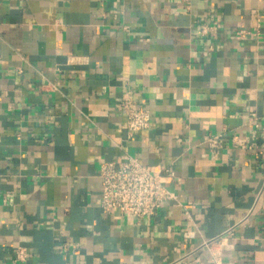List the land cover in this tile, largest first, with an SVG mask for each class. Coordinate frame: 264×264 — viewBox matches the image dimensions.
Masks as SVG:
<instances>
[{"label":"crops","instance_id":"1","mask_svg":"<svg viewBox=\"0 0 264 264\" xmlns=\"http://www.w3.org/2000/svg\"><path fill=\"white\" fill-rule=\"evenodd\" d=\"M126 95L152 114L132 136ZM129 155L175 171L153 215L101 206ZM214 252L264 264V0H0V264Z\"/></svg>","mask_w":264,"mask_h":264},{"label":"built area","instance_id":"2","mask_svg":"<svg viewBox=\"0 0 264 264\" xmlns=\"http://www.w3.org/2000/svg\"><path fill=\"white\" fill-rule=\"evenodd\" d=\"M201 31H208L207 25ZM246 30H241L244 34ZM126 117L129 136L150 127L151 112L140 105L133 97L126 95L118 105ZM216 146L223 141V134L208 139ZM100 176L102 179L101 206L107 212L119 210L122 215L144 217L158 212L163 203L174 198L168 183L174 179L173 167L162 166L155 170L151 165L142 163L137 157L129 155L126 160L103 162ZM17 255L24 258V248L17 249ZM213 264H223L220 254L214 252Z\"/></svg>","mask_w":264,"mask_h":264}]
</instances>
